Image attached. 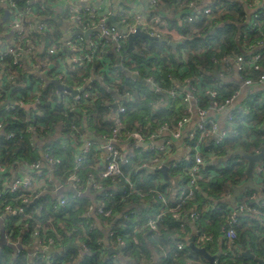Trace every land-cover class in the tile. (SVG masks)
I'll list each match as a JSON object with an SVG mask.
<instances>
[{
    "label": "trees",
    "instance_id": "trees-1",
    "mask_svg": "<svg viewBox=\"0 0 264 264\" xmlns=\"http://www.w3.org/2000/svg\"><path fill=\"white\" fill-rule=\"evenodd\" d=\"M164 1L168 5L166 11L174 6L172 0ZM27 2L28 0H19V10L38 5ZM57 6L53 0L45 10L35 8L37 14L44 16L43 21L50 23L52 30L33 32L31 39H43L46 49L58 44V54L51 56L58 60L67 57L69 51L62 47L64 34L59 24L60 13L54 9ZM92 6L94 8V4ZM124 7V0L118 1L111 8V16L105 13L104 5L98 8L109 18L114 16L119 29H123L118 9ZM81 10L80 14L85 21L91 22L85 8ZM98 13L99 11L93 17L94 21H98ZM248 15V9L240 0L231 5L224 15L204 20L197 25H180L174 17L166 15L165 21L182 33L176 46L169 45L168 42L137 38L133 42L134 52L129 49L127 40L124 51L118 55L112 50V43H103V48L99 50L98 56H94V61L76 67L72 77L61 85L71 91L87 84L96 94V101L75 104V113L66 118L63 106L52 110V102L61 98L60 92L63 91L52 83L43 93L45 98L41 107L42 114L33 113L30 117L26 107L18 106L13 113L4 115L2 122L6 127L3 133L0 132V165L5 168L4 173L0 172V218L5 221L3 226L0 225V238L4 232L9 237L10 244L0 249V264H71L79 257L74 249L58 252L53 257L44 253L33 254L32 257L29 255L32 250L28 248L22 252H16L13 248L14 243L31 247L41 243L48 245L50 240H53V248L57 249L66 250L69 240L86 246L89 252L85 254L83 264H209L204 256L190 248L192 236L195 237L194 244L197 248L205 249L210 256H217L216 264H264V169L260 171L264 162L258 164L254 172V182L256 180L259 191L248 190L238 197L236 203L230 201L235 188L247 180V160L238 156L237 152L244 151L254 155L264 148V90L256 88L253 93L247 91L241 103L236 106V109L240 108L234 113L238 131L236 136L227 139L220 146H216L213 139L203 142L201 156L205 167L202 178L194 176L196 188L193 200H178V193L175 192V189L185 187L191 180L188 171L184 170V163L178 164L177 169L171 168L166 182L163 181L160 169L157 172L153 170L156 172L153 173L154 176L161 180L156 182L154 176L147 177L145 170L135 174L140 166L138 163L148 159L144 155L140 157V161L133 158L131 165L122 166V171L133 177L138 190L144 195L142 197L124 191L122 187L117 188L113 179H106L100 181V192L91 190L90 195L96 194L95 200L88 194L74 197L72 193H67V206L61 207L57 206L58 201L50 195L42 196L39 199V212L34 205L21 203L24 197L32 198L30 192L10 195L8 189V181L12 179L13 172L19 174L26 163L32 165L41 160V145L31 140L33 134L26 132L33 123L37 127L34 136L41 138L42 129L47 134H54L60 128V122L67 121L68 125L61 132L63 136L54 139L56 146L53 153L55 158L62 160L55 169L54 176L63 183L67 175L74 172L75 158L81 153L80 145L75 150L69 142H64L68 141L66 135L72 134L79 138L84 134L87 136V131L89 139L96 140L110 134L111 108L116 100L123 101L125 94L132 96L130 102H123L127 106L124 120L128 129L132 132L140 131L139 125L147 126L149 133L163 125L174 126L184 117L189 103L183 100V96L190 90V85L196 86L194 97L198 108L204 110L213 105L209 93L212 89L219 90L217 101L231 97L240 85L228 79L232 68H225L221 60L239 55L247 59L249 55H245V51L248 52L252 44L264 42V16L248 23ZM108 28H115L110 20ZM249 28L253 31L250 34L247 33ZM214 31L215 34H212ZM1 45L0 43V49ZM260 51L264 52V49ZM119 59L123 68L117 67ZM0 60V67H6L10 73L22 78V83L23 80L28 82L24 70L13 64L11 56H0ZM134 71L138 73L136 77L132 74ZM215 71L222 73L225 79L216 78ZM250 73L247 77L255 79L256 72ZM149 78H153L158 84L160 93H156L147 83ZM14 88L8 86L0 94V112L10 101H19ZM173 91L178 93L176 98L171 96ZM161 93L168 96V102H165ZM46 95L51 96L53 101H49ZM70 97L72 99L73 96ZM246 111L249 112L250 119L247 118ZM15 115L16 120L13 118ZM71 125H79V133L71 130ZM10 133H14L15 137L7 139ZM93 156H96L95 160L99 156L103 160L104 152H96ZM92 157L86 167L78 172L81 185L79 189L82 193L90 188L91 178H97L100 171L97 161L91 162ZM183 162L186 163L185 160ZM41 170L46 173L43 168ZM158 193L168 199L169 206L166 207L159 201ZM9 205L23 208L25 213L10 217L5 210ZM242 205L245 211L238 214L236 210ZM93 209L96 211L91 215ZM98 209L103 212L99 213ZM192 213L198 216L195 221H190ZM159 214L161 218L154 231L147 227V223ZM118 215L123 217L114 225V236L108 237L107 241L109 247L119 249V254L111 253L108 256L106 237L96 228V221L104 226L111 225ZM233 218L237 219L236 227L231 223ZM84 227L86 236L83 237L80 234ZM232 227L236 237L227 240L225 234ZM120 241L125 244L120 245ZM180 243L183 250L178 249ZM246 253L253 255L258 261L250 259Z\"/></svg>",
    "mask_w": 264,
    "mask_h": 264
},
{
    "label": "built area",
    "instance_id": "built-area-1",
    "mask_svg": "<svg viewBox=\"0 0 264 264\" xmlns=\"http://www.w3.org/2000/svg\"><path fill=\"white\" fill-rule=\"evenodd\" d=\"M53 0H28V4H36L37 6L27 7L25 10H19L18 2L19 0H0V8L7 7L9 9V22L6 28L12 33L11 39L7 40L1 45L0 56H11L13 58V64L22 68L24 74L26 75L28 82L22 78H18L16 74L10 73L6 70V67H0V94L8 86H14V91H16L19 101H10L6 107H4L0 112V132H4L6 127L2 122L4 115L6 113H13L16 107H26L30 106L27 110L31 114L37 113L42 114L41 107L44 104V94L47 88L53 83L57 87L58 85L64 84L70 77L76 67H82L87 65L88 62L94 61V56H98V52L103 48V43H108L111 45L112 50L118 55L124 51L126 41L130 34L135 33L140 30L154 40H166L169 43H175L181 40L182 33L176 27H172L168 22L165 21L168 11H166L167 4L164 0H124L125 6L122 9H118L121 16V24H123V29H111L108 28V17L112 15L111 8L114 4H117L120 0H54L58 4L54 8L59 12L60 20L59 24L62 27L63 24L66 27V32L64 34L63 50L69 51V55L65 58L52 59L51 56H55L59 52V45L53 44L51 47L44 46V40H32L31 34L33 32L43 33L46 30H52L50 23L44 22V16L36 13V9L45 10L46 7H50ZM174 6H172L176 20H178L180 25H191L199 24L204 20H211L215 17H220L224 15L226 11L229 10L230 6L239 0H172ZM248 9L249 15L251 17L250 23L261 19L264 16V4L260 3V0H240ZM94 4V8L93 5ZM104 5L105 13H101L98 7ZM36 8V9H35ZM89 13L91 22H86L84 17L80 14L81 9ZM98 21H94L93 17L96 12ZM62 14V15H61ZM220 26V25H219ZM80 32V34H78ZM253 31L249 28L248 34ZM88 34V36H85ZM213 34V33H212ZM93 35V36H92ZM171 38V39H170ZM264 49V42H257L252 44L249 51H245V55H249L246 59L243 56L237 57H224L221 63L225 68H232V72L240 77V87L234 92V94L224 100L217 101L218 89L210 90V95L212 100V107L210 109L204 110L198 108L197 99L194 94L197 91L196 86H188L190 90L186 95L183 96V100L189 103L185 111L184 117L176 123L174 126L163 125L153 133H149L147 126L140 128V131H130L124 120L127 114V106L125 101L130 102L132 96L128 93L122 99L116 100L113 103L112 109V127L110 134L102 137L101 139L90 140L84 134L79 138L72 134H67L68 141H73L75 145H80L81 153L75 158V168L73 173H69L65 182L58 180V185L63 187L62 192L72 190L77 194L82 195L80 191V177L78 172L83 169L88 164V160L96 152H104L103 160H101L104 165L102 169L98 172L97 178H91L90 189L96 192L101 191L100 181L113 179L117 188L122 187L124 191H128L131 194H138L139 196H144L141 191L138 190L136 182L133 180L131 174H125L122 171V166L131 165V160L136 157V155L128 154L124 152V144H130L134 149L139 150V147L144 144H149L148 149L142 151V155L148 156L146 161H143L140 166L136 169L135 174L141 170H158L161 169L166 162H170L174 158V148L176 144H179L180 149L183 151V155L180 161L172 164V169H177L178 164L184 163V170L188 171L191 178L190 182L186 184L185 187L180 188L178 191V200H193L195 198V188L197 178L203 177V169L205 167V162L201 156V146L204 141L208 139H213L216 146L222 145L227 139L233 138L238 134L235 125V115L234 113L239 111L236 106L241 103L244 96L242 95L243 89L247 91L255 92L257 90H264V52L260 51ZM89 51V52H88ZM88 52V54H87ZM47 54V55H46ZM2 62V60H0ZM117 67L123 68L120 63V59L117 62ZM250 72L255 73V79L248 78L247 75ZM261 72V73H260ZM257 73H260L257 75ZM136 77L138 75L137 71L132 72ZM251 74V73H250ZM223 80L224 75H220ZM192 81H187L190 83ZM156 93H160V88L153 78L147 80ZM89 84V83H88ZM84 87H79L74 90H69L63 88L60 92L61 98L52 100L49 95L47 99L52 102V110H56L57 106H63L65 108L64 116L67 118L70 114H74V105L87 103L88 101H96L97 96L93 93L91 87L88 85H82ZM76 92V93H75ZM73 93V94H72ZM161 93L160 95H162ZM70 96H73L72 99ZM172 98H176L178 93L171 92ZM196 96V94H195ZM215 100V101H214ZM166 102V101H165ZM164 105H167L164 103ZM33 106V107H31ZM116 106V108H115ZM243 109V108H242ZM82 110V109H81ZM245 114L247 118L250 119L249 112L246 111ZM194 115L197 117L194 121ZM16 120V115L13 116ZM246 118V120H247ZM31 119V118H30ZM220 121L225 122L228 126L229 131L221 130ZM247 123V122H246ZM67 121L60 122V131L67 126ZM71 130L79 133L80 126L71 125ZM37 127L31 124L26 130L27 133L33 134L31 138L32 141L38 142L41 145L39 152L41 154V160L32 165H26L22 169L23 172L20 175L15 176L13 179L8 181L9 194H20L23 192H30L32 198L24 197L21 200L23 205L31 204L34 200L41 198L46 193L52 192V187L54 181L51 180L49 176L50 171L57 168L58 165L62 163L60 158H55L53 153L55 151L56 142L54 139L49 140V135L54 137L53 133L47 134L43 129L40 132L41 138L34 136ZM63 134L60 133L59 137ZM15 137L14 133L7 135V139H12ZM159 141L162 142L161 145H156ZM179 147L175 149V154L178 152ZM183 160L186 161L183 162ZM225 167V166H224ZM221 167V168H224ZM44 169L46 173H42L41 169ZM51 169V170H49ZM264 167L260 168L262 171ZM5 168L0 165V172L4 173ZM13 174H15L13 172ZM56 179V177L54 176ZM193 179V180H192ZM51 184V186H50ZM159 186V185H156ZM67 188L68 190H65ZM120 191V190H119ZM124 193L123 190H121ZM54 194V193H53ZM158 199L164 206H169V201L161 193H158ZM57 206L65 207L67 206L68 198H63L57 200ZM264 204V203H263ZM6 214L10 217L23 215L25 210L20 207H13L11 205L5 208ZM96 211V209L94 210ZM245 211L244 206H239L236 210L238 214ZM99 213L103 210L98 209ZM109 215V213L107 214ZM123 217V216H121ZM161 218V214L151 218L147 227L152 230L157 229V223ZM190 221H195L198 219L196 213H192L190 216ZM2 218H0L1 221ZM5 221V219H4ZM4 221L3 224L4 225ZM231 223L236 227L238 225L237 219L233 218ZM232 227L226 232L225 238L227 240H232L236 237L235 229ZM114 236L113 231H109L108 237ZM5 242L10 244L9 237L5 235ZM50 244L44 245L38 244L37 253H47L53 246V240L49 241ZM120 245H124L123 241H120ZM183 245L178 244V249L183 250ZM86 254L89 249L86 246H80ZM116 250L117 248H112ZM60 250H64L61 249ZM117 264V263H116Z\"/></svg>",
    "mask_w": 264,
    "mask_h": 264
},
{
    "label": "crops",
    "instance_id": "crops-1",
    "mask_svg": "<svg viewBox=\"0 0 264 264\" xmlns=\"http://www.w3.org/2000/svg\"><path fill=\"white\" fill-rule=\"evenodd\" d=\"M261 2H263V4H264V0H260V3ZM168 11V15H169V17L170 18H176V15H175V12H174V10H173V8L170 6V8L167 10ZM111 12V11H110ZM249 17L248 18H251L250 17V15H248ZM8 18H9V9L7 8V7H1L0 8V27H1V29H2V31L0 32V43L1 44H3V43H5L7 40H9V39H11V37H12V33L10 32V30L8 29V28H6V25L8 24ZM224 25H226V24H224ZM223 25V26H224ZM61 29H62V31H63V33H65L66 32V27H65V25L63 24V26L61 27ZM233 71V70H232ZM215 72H218V71H215ZM219 73V72H218ZM221 74L219 73V76H220ZM230 76H229V80L230 81H235L236 83H238V84H240V77H239V75H235L233 72H231L230 74H229ZM246 93H247V90L246 89H243V91H242V95L243 96H245L246 95ZM165 97V96H164ZM165 101L166 102H168V96L166 95V97H165ZM196 119H197V117L194 115V121H196ZM97 125V124H96ZM98 126V125H97ZM98 127H100V126H98ZM220 127H221V130H223V131H226L227 129H228V126H227V124L225 123V122H221L220 121ZM56 132L53 134L54 135V137H52L51 135H49V140H51V139H57V137H59V134L61 133V131H60V128H58V129H56L55 130ZM94 133H95V135H98L97 134V131H94ZM87 134H88V132H87ZM64 142H69L70 143V145H71V148H73V149H75L76 150V148H77V145H75L74 143H71L70 141H64ZM162 144V142L161 141H159L156 145H161ZM63 145H65L64 143H63ZM65 146H68V145H65ZM148 146H149V144H144V145H142V146H140L139 147V150H136V149H134L130 144H128V143H125L124 144V152H127L128 154H132V155H136V157H135V159H137V160H141L140 159V157H144L143 155H142V151H145V149H148ZM69 147V146H68ZM179 147V150H178V152L175 154V149L176 148H178ZM180 145L179 144H176L175 145V148H174V158L170 161V162H166L165 163V165L164 166H167L168 167V170H167V173H168V179H169V171L171 170V166H172V164H174V163H177L178 161H180V158L182 157V155H183V151L180 149ZM146 157H148L147 155H146ZM95 158H96V156H93L92 157V161L91 162H96L97 161V168H98V170H101L102 169V167H103V165H104V163L101 161V156H99V159H96L95 160ZM143 161V160H142ZM90 161H88V163H89ZM142 163V162H141ZM141 163H138L139 165L141 164ZM21 170V172L19 173V174H17V173H15V174H13L12 173V179L15 177V176H17V175H20L22 172H23V169L21 168L20 169ZM49 170H51V169H49ZM157 172V171H156ZM156 172H153V170H151V169H147V170H145V174L147 175V177L149 178V176H154V174L153 173H156ZM160 173V172H159ZM99 174V173H98ZM161 174V176L163 177V181L164 182H166L168 179H166L165 177H164V175L162 174V173H160ZM49 176L51 177V180H53L54 181V185H53V187H52V192H50V193H46L47 195H50V197H53V199H56V201L57 200H61V199H63V198H67L66 196H67V193H69L68 191H64V192H62V188L63 187H60V183H59V185H58V180L57 179H55L54 178V170H51L50 171V174H49ZM161 177V178H162ZM255 179V178H254ZM154 180H156V182H159V181H161V180H159L156 176H154ZM254 184H255V186H257L256 185V180H255V182H254ZM158 185V184H157ZM258 187V186H257ZM111 188H113V186L111 187ZM259 188V187H258ZM65 190H68L67 188H64ZM180 189V187H178L177 189H175V192H176V194L178 193V195H179V192L180 191H178ZM91 190L92 189H87L86 191H84V194L85 195H89L93 200H95L96 198V194L94 193V194H92L91 193V195H90V192H91ZM92 191H94V192H96L95 190H92ZM247 191H245V192H243L241 195H244V193H246ZM54 193V194H53ZM47 195H44V196H47ZM175 197H176V195H175ZM244 198V197H243ZM39 199H40V197L38 198V199H36V200H38V206H35L36 208H37V210L40 212L41 211V207H40V204H39ZM35 201V200H34ZM33 203V202H32ZM31 203V204H32ZM93 214H95V211H94V209L92 210V212H91V215H93ZM122 217H121V215H118V216H116V218L114 219V221H113V223L111 224V225H107V226H104L100 221H96V228H98L99 229V231L100 232H102L104 235H105V237H106V240H105V244H106V246H107V248H108V250L109 249H112L111 247H109L108 246V241H107V236H108V234H109V231H112L113 230V228H114V225L117 223V221H119L120 219H121ZM3 221H4V218H2L1 219V224H3ZM0 224V225H1ZM1 226H3V225H1ZM2 228V227H1ZM85 233H86V228L84 227V228H82L81 229V236H86L85 235ZM192 238V237H191ZM6 240H5V234H4V232H2V235H1V238H0V249L2 250V248H4V246L5 245H8V243L7 242H5ZM70 243H73L75 246H78V248H76V247H74V248H71V249H74V250H76L77 252H78V254H79V257L77 258V260L75 261V262H71V264H83V262H84V257H85V252L82 250V249H80V246H81V243H78V242H74V241H72V240H69V242H68V244H67V246L70 244ZM13 248H14V251H16V252H22V251H24V250H27V248L28 249H30V250H32V251H30L29 252V255L30 256H32V257H34V255H37L38 253H37V249H39L38 248V245H34V246H31V247H25V246H23L22 245V243H14L13 244ZM68 250H70V249H67V250H60V249H57V248H52L50 251H48V252H51V254H48V252L47 253H44L45 255H47L48 257H53L54 255H56L58 252H62V251H68ZM114 250V249H113ZM116 250H119V249H116ZM39 253H42V252H40V250H39ZM34 254V255H33ZM108 256H109V252H108ZM251 259V258H250ZM252 259H254L255 261H258V259H255L254 257L252 258ZM216 264V263H215Z\"/></svg>",
    "mask_w": 264,
    "mask_h": 264
},
{
    "label": "water",
    "instance_id": "water-1",
    "mask_svg": "<svg viewBox=\"0 0 264 264\" xmlns=\"http://www.w3.org/2000/svg\"><path fill=\"white\" fill-rule=\"evenodd\" d=\"M250 20L251 18L248 19V23H250ZM110 21L111 23L113 24V26L116 28V29H119V27L117 26V23L115 21V18L114 16H112L110 18ZM80 34V32L78 33ZM213 34H215V31L213 32ZM85 36H88V34H85ZM137 38H143V39H149V40H154L152 37H150L148 34L140 31V30H137L135 33L133 34H130L128 36V47L130 50H132L134 52V46H133V42L135 39ZM161 42H167L166 40H161ZM169 45H172V46H176L175 43H169ZM214 76L216 78L220 77L219 76V73L218 72H215L214 73ZM58 88L59 89H63L64 87L61 86V85H58ZM76 93V92H75ZM162 96H165V94H162ZM30 106H27V109L29 108ZM33 107V106H31ZM116 108V106H115ZM237 155L240 156V157H243L245 160H247V167H246V176H247V180L245 183H243L241 186L235 188L231 198H230V201L231 203H236L238 197L245 191H248V190H254V191H259V188L257 186H255L254 184V172H255V168L258 164H261L264 162V148L261 149L260 152H258L257 154H254V155H251V154H247L245 153L244 151H238L237 152ZM167 170H168V167L167 166H163L161 169H160V172L164 175V177L166 179H168V173H167ZM73 192V194L75 196H78L80 197L81 195L77 194L75 191H71ZM32 205L34 206H38V200H35ZM1 224V222H0ZM194 240H195V237L192 236V238L190 239V248H192L195 252L201 254L202 256H204L208 261H209V264H215V261H216V257L217 256H210L206 251L205 249L203 248H197L194 244ZM78 248V246H75L73 243H70L67 247H66V250L67 249H71V248ZM52 252V251H51ZM51 252H48V254H51ZM109 256L111 253H116V254H119V250H113V249H109ZM245 255L249 256L251 259L254 257L253 255H251L250 253H246Z\"/></svg>",
    "mask_w": 264,
    "mask_h": 264
}]
</instances>
